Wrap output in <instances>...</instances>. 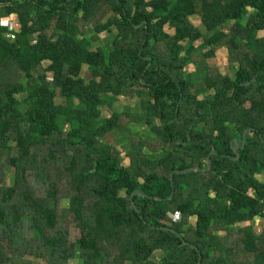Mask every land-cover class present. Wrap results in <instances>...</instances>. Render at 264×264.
<instances>
[{
  "label": "trees",
  "instance_id": "trees-1",
  "mask_svg": "<svg viewBox=\"0 0 264 264\" xmlns=\"http://www.w3.org/2000/svg\"><path fill=\"white\" fill-rule=\"evenodd\" d=\"M8 16L0 264L21 256L20 223L47 264H197L198 253L200 264H264V230L251 225L264 195V0H0ZM219 48L230 73L207 65ZM211 147L209 169L171 184L173 170L204 169ZM38 170L44 192L30 182ZM57 181L72 240L56 227ZM132 191L147 195L132 196L137 212Z\"/></svg>",
  "mask_w": 264,
  "mask_h": 264
},
{
  "label": "rangeland",
  "instance_id": "rangeland-1",
  "mask_svg": "<svg viewBox=\"0 0 264 264\" xmlns=\"http://www.w3.org/2000/svg\"><path fill=\"white\" fill-rule=\"evenodd\" d=\"M197 22V21H195ZM2 23V22H0ZM166 31L171 32L170 29L165 28ZM101 36H104V34H100ZM259 36H263L264 37V30L258 33ZM198 42H195L193 44V46L197 45ZM229 57L226 53L225 48H219L215 51L214 56L209 59L207 61V65L209 66L210 70L215 69V71L217 70L220 74H225V70H227V73L231 71V66L233 67V65L231 63H229ZM186 70L188 72L193 71L194 70V65L192 64H188L186 66ZM121 109V108H118ZM126 118V116H124ZM124 118L122 117L120 122H124ZM106 139L109 142L113 141V137L111 134H107L106 135ZM127 159L124 157L123 158V164L126 165L127 163ZM53 172L50 171L48 174L51 177V174ZM34 176L30 179L31 184L39 189L40 191L44 192L45 189L43 187V185H45L46 183V179H45V175H46V171H35ZM52 178V177H51ZM53 191L55 200H56V213L58 215V219H57V223H56V227L57 228H62L65 229L67 232V239H74L78 232H79V227L78 224H76L74 222V220L72 219V216L69 212H66L64 210V206H63V201L61 200V197H66L68 194V190L65 189L64 187V182L63 181H57L55 186L50 190ZM66 203V201H65ZM63 215H64V219H63ZM59 220L61 221V224L59 223ZM193 220V219H191ZM19 236L21 241L18 242V244H16L12 250L16 253L17 249H18V254H21V256H19L18 258H15V264H47L46 261V256L47 253L43 251V247L40 245H37V247L34 249V246L36 243L39 242V240H31L30 239V230L29 228L26 226L25 223H20V227H19ZM34 249V251H33ZM157 257V255H156ZM153 255V258H156ZM69 263L75 262V258L71 257L68 260Z\"/></svg>",
  "mask_w": 264,
  "mask_h": 264
},
{
  "label": "water",
  "instance_id": "water-1",
  "mask_svg": "<svg viewBox=\"0 0 264 264\" xmlns=\"http://www.w3.org/2000/svg\"><path fill=\"white\" fill-rule=\"evenodd\" d=\"M248 131V129H244V131L242 132V138H243V142H242V145L240 146L234 139L232 140L233 142V145L231 146L233 152L236 154V156H238V148H241L243 147L244 145V136H245V133ZM231 142V143H232ZM215 154V150L213 147H211L210 151L208 152L207 156H206V160H205V168L204 169H200L198 167H188V168H184L182 170H173L170 172L169 174V178H170V182L171 184L173 183V175L174 174H183V173H186V172H189V171H205L207 169H209V166H210V157L212 155ZM133 195H139V196H143V197H146L147 195H145L144 193H141L139 191H132L129 195V200H130V204H131V207L134 208V210L137 212L138 209L136 208L133 200H132V196ZM149 197V196H148ZM172 197V192L169 194L168 197H166V199H170ZM154 199H157V200H160L161 198L158 197V196H154L153 197ZM162 230H166V231H171L173 232L177 237H179L181 239V241L184 243V244H187V245H190L192 248H196L194 245L192 244H189L188 242H186L179 233H177L175 230L169 228V227H160ZM197 264H200V254L198 253V260H197Z\"/></svg>",
  "mask_w": 264,
  "mask_h": 264
},
{
  "label": "built area",
  "instance_id": "built-area-1",
  "mask_svg": "<svg viewBox=\"0 0 264 264\" xmlns=\"http://www.w3.org/2000/svg\"><path fill=\"white\" fill-rule=\"evenodd\" d=\"M0 22H2L1 24L3 26L7 27L9 30L14 28V26H13V16L2 17V18H0ZM256 176L258 177V179H264V175L263 174H258ZM261 202H262V210H261V214H260V216L258 218L261 220L262 229L264 230V195L261 198ZM178 218H179V214H178V212H175V214H173L171 220H176Z\"/></svg>",
  "mask_w": 264,
  "mask_h": 264
},
{
  "label": "crops",
  "instance_id": "crops-1",
  "mask_svg": "<svg viewBox=\"0 0 264 264\" xmlns=\"http://www.w3.org/2000/svg\"><path fill=\"white\" fill-rule=\"evenodd\" d=\"M244 131V130H243ZM257 175V174H256ZM255 175V176H256ZM191 219H193L194 220V218H191ZM245 224H248L247 222H245ZM251 225H252V228H253V230H254V232L256 233V234H259L261 231H262V222H261V220L257 217V218H255L253 221H252V223H251Z\"/></svg>",
  "mask_w": 264,
  "mask_h": 264
}]
</instances>
